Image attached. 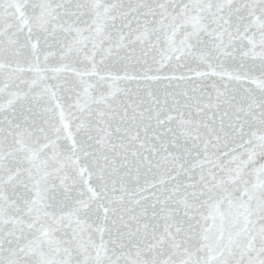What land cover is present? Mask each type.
I'll list each match as a JSON object with an SVG mask.
<instances>
[{
    "label": "snow or ice",
    "instance_id": "snow-or-ice-1",
    "mask_svg": "<svg viewBox=\"0 0 264 264\" xmlns=\"http://www.w3.org/2000/svg\"><path fill=\"white\" fill-rule=\"evenodd\" d=\"M0 264H264V0H0Z\"/></svg>",
    "mask_w": 264,
    "mask_h": 264
}]
</instances>
